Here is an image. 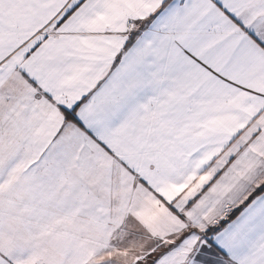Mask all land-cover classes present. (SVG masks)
I'll use <instances>...</instances> for the list:
<instances>
[{"label":"snow or ice","instance_id":"snow-or-ice-1","mask_svg":"<svg viewBox=\"0 0 264 264\" xmlns=\"http://www.w3.org/2000/svg\"><path fill=\"white\" fill-rule=\"evenodd\" d=\"M0 264H264V0H0Z\"/></svg>","mask_w":264,"mask_h":264}]
</instances>
